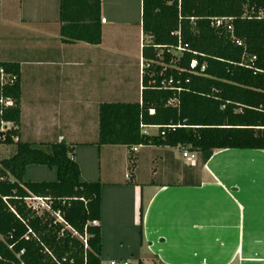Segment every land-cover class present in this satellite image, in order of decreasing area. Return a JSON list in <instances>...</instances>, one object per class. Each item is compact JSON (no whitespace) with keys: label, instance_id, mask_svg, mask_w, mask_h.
I'll list each match as a JSON object with an SVG mask.
<instances>
[{"label":"crops","instance_id":"crops-1","mask_svg":"<svg viewBox=\"0 0 264 264\" xmlns=\"http://www.w3.org/2000/svg\"><path fill=\"white\" fill-rule=\"evenodd\" d=\"M115 8L100 0L99 45L64 44L59 0H0V61L20 67L17 138L73 145L80 180L101 183L100 264H264V151L216 150L201 163L179 148L97 145L98 106L113 95V70L115 84L124 83L120 58L132 62L129 52L103 48L104 35L120 11L141 20V0ZM138 34L140 59L141 23ZM136 86L129 102L140 100L139 71Z\"/></svg>","mask_w":264,"mask_h":264},{"label":"trees","instance_id":"trees-1","mask_svg":"<svg viewBox=\"0 0 264 264\" xmlns=\"http://www.w3.org/2000/svg\"><path fill=\"white\" fill-rule=\"evenodd\" d=\"M245 10H251V19L242 18ZM258 12L263 13L260 19L255 15ZM211 17L235 18V36L247 53L256 57L252 68L231 64L240 62L242 50L230 43L226 33L210 27ZM190 18L198 19L195 26ZM100 20V0H59L57 33L64 44L99 45ZM141 29L150 39V46L141 50L144 60L155 59L152 45H175L171 33L180 29L191 51L203 56L185 53L178 67L188 69L196 58L206 63L205 76L182 75L178 108L167 105L172 93L159 88L157 75L142 77L139 102L99 104L98 146L179 148L196 154L201 163L216 150L264 151V0H181L180 9L177 0H141ZM0 69L16 77L13 84L0 85V99L12 102L9 107L0 105V121L18 127L20 67L16 62L0 61ZM140 125L180 127L168 130L163 137H144ZM15 137L17 129L0 142L14 147L10 157L0 160V264H100L101 183L80 180L73 145L65 141L15 142ZM30 165L54 169L56 181H25ZM26 192L48 197L51 212L58 211L64 225L48 212L37 215L26 209L22 202ZM141 218L139 208L140 227ZM28 230L33 235L25 240ZM80 237L85 238L86 247ZM7 245L13 246L12 252ZM21 250L24 252L17 259Z\"/></svg>","mask_w":264,"mask_h":264},{"label":"built area","instance_id":"built-area-1","mask_svg":"<svg viewBox=\"0 0 264 264\" xmlns=\"http://www.w3.org/2000/svg\"><path fill=\"white\" fill-rule=\"evenodd\" d=\"M180 3L181 0H177L178 9H180ZM252 14L254 12L252 11ZM257 19H260L263 17L262 12H258L255 14ZM242 18L245 19H251V10H245ZM234 19L232 17H211L208 19L209 25L212 29H214L216 32L220 33L219 31H223L227 34L228 39L230 43H232L234 46L240 48L242 50L241 58L239 63H231L232 65H236L243 68H252L254 65V62L256 61V57L250 56L247 53L246 46L243 44V42L237 38L234 34ZM189 21L195 26V22L198 21L197 18H190ZM101 24L105 23L104 19L100 20ZM171 36L176 38V44L171 46H155L152 45V49L156 53V57L154 60H144L142 56L139 59L138 63V71L140 75V79H142L143 76H147L149 78H153L156 75L159 77V88L164 91H169L172 93V97L168 99L167 105L173 108H178L179 106V95L183 91V87L181 85L180 78L183 74L187 73L192 76H205L207 65L205 62L199 63L196 58H193L188 65V69L180 68L178 67V62L182 59L185 53H191L194 56H203L202 54H198L197 52L191 51L189 44L185 43L180 34V29L174 31L171 33ZM144 39H141L140 42V49L142 50L143 46H150V42H147L143 44ZM257 72H261L260 70H256ZM16 80V77L13 75L5 74L0 69V85L4 84H13ZM188 82V80H185V83ZM0 105L4 107L12 106V102L10 100L3 101L0 99ZM1 114V113H0ZM149 114H153V110L149 111ZM180 127L177 125L176 127L166 126H146V125H140V133L144 137H151V136H159L163 137L168 130H174L175 128ZM17 127H15L12 123L9 122H2L0 121V142H3L6 138V135L11 130H16ZM155 130L156 134H152L151 131ZM14 141L17 142L18 138L15 137ZM141 148V145L135 146L132 148L133 152H137V150ZM182 157L184 159H188L192 162L196 161V154L190 153L186 150H182ZM27 195L22 199V202L26 209L35 212L37 215L41 214L43 211L48 212L51 217L55 219V222L64 225V221L60 215V213L57 212H51L50 205L51 201L48 197H41L33 195L29 192H26ZM8 207L9 211L15 214L14 209L9 205L7 198L2 197L1 199ZM95 225L96 223H92V225ZM32 234L30 230L27 232V236H25V240L28 239V236ZM33 235V234H32ZM81 241L84 244V247H86L85 244V238H81ZM7 248L9 251H13L12 245H7ZM23 250H21L18 254H16V258L19 259V256L23 254ZM109 264H129L128 262H122L120 260H113Z\"/></svg>","mask_w":264,"mask_h":264},{"label":"rangeland","instance_id":"rangeland-1","mask_svg":"<svg viewBox=\"0 0 264 264\" xmlns=\"http://www.w3.org/2000/svg\"><path fill=\"white\" fill-rule=\"evenodd\" d=\"M106 8H111L112 6H115V10L119 9V6L122 4V0H103ZM124 12V13H123ZM116 13V12H115ZM117 16V27H114L112 30L111 27L110 30H112L111 33H106L104 35L103 39V48H112V49H120L124 50L126 52H129L130 56H128L129 59H132V62L130 64H127L125 60H127L126 57L120 58V60H123L121 64L123 65V72L118 73L120 77H124V83H122L120 80V83L117 85L115 84V77L117 75V71L113 70V89L112 93L108 100V102H129L133 101L135 98L134 93H136L137 89V64L139 61V55H138V41H139V34L138 29L141 23L140 18L138 19L137 15L132 16V18L128 19L130 16L129 13L125 11H120L119 14L116 13ZM109 24H111L112 20H109ZM113 23V22H112ZM128 23V27H125V24ZM123 25V26H122ZM34 32V31H33ZM37 32V31H36ZM20 35H23L21 32ZM32 35H35V33H32ZM19 36V34H16L14 38ZM141 35V38L142 39ZM34 37H32V41H34ZM144 42L143 44L150 42L149 37L143 36ZM130 65V66H129ZM121 93L126 94L119 96ZM119 94V95H117ZM129 95V96H128ZM152 134H156L155 130L151 131ZM146 151H141L142 154H144ZM178 152V151H175ZM14 153V147L13 146H7L0 144V160L4 158L10 157ZM146 163L143 162L141 167V174L146 175ZM25 181H31V182H54L56 181V172L54 169H49L44 166H38V165H30L26 168Z\"/></svg>","mask_w":264,"mask_h":264}]
</instances>
